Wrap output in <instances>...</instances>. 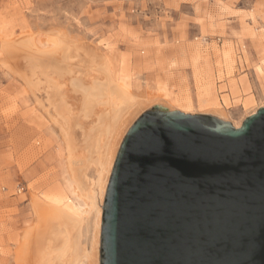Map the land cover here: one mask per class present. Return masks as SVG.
<instances>
[{
	"label": "rangeland",
	"instance_id": "rangeland-1",
	"mask_svg": "<svg viewBox=\"0 0 264 264\" xmlns=\"http://www.w3.org/2000/svg\"><path fill=\"white\" fill-rule=\"evenodd\" d=\"M63 31L123 68L135 95L158 94L130 126L157 104L221 118L208 110L220 107L235 125L264 105V0H0V264H17L35 218L31 192L69 193L63 137L42 106L45 79L31 81L28 68L37 45ZM4 39L23 50L13 58Z\"/></svg>",
	"mask_w": 264,
	"mask_h": 264
},
{
	"label": "water",
	"instance_id": "water-1",
	"mask_svg": "<svg viewBox=\"0 0 264 264\" xmlns=\"http://www.w3.org/2000/svg\"><path fill=\"white\" fill-rule=\"evenodd\" d=\"M155 105L119 149L101 264H264V107L236 128Z\"/></svg>",
	"mask_w": 264,
	"mask_h": 264
},
{
	"label": "bare ground",
	"instance_id": "bare-ground-1",
	"mask_svg": "<svg viewBox=\"0 0 264 264\" xmlns=\"http://www.w3.org/2000/svg\"><path fill=\"white\" fill-rule=\"evenodd\" d=\"M63 32L48 34L52 45L44 49L38 44V57L30 55L27 65L31 81L40 85L41 77L45 79L48 105H41L63 137L69 193L31 192L35 218L21 235L17 264H98L103 205L119 149L145 100L158 96L135 95L123 68L113 67L108 57L78 46ZM27 36L19 40L32 50L34 35ZM8 41L4 39L2 47L14 58L24 46L13 51L16 45ZM21 77L28 84L27 71ZM208 110L227 121L222 108ZM244 120L233 125L239 128Z\"/></svg>",
	"mask_w": 264,
	"mask_h": 264
}]
</instances>
